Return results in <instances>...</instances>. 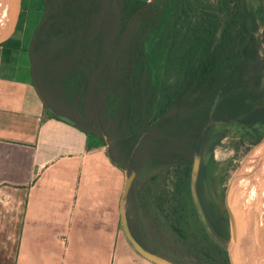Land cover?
I'll list each match as a JSON object with an SVG mask.
<instances>
[{
    "label": "trees",
    "instance_id": "1",
    "mask_svg": "<svg viewBox=\"0 0 264 264\" xmlns=\"http://www.w3.org/2000/svg\"><path fill=\"white\" fill-rule=\"evenodd\" d=\"M185 1L35 0L34 17L41 12L26 48L47 117L83 131L89 149L106 146L111 162L128 174L202 158L217 124H264L259 25L246 3L225 21L218 38L202 25L188 28L180 85L160 102L153 57L178 36H167L166 29L180 20ZM195 188L202 204V165ZM207 222L222 251L228 237L209 217Z\"/></svg>",
    "mask_w": 264,
    "mask_h": 264
},
{
    "label": "crops",
    "instance_id": "2",
    "mask_svg": "<svg viewBox=\"0 0 264 264\" xmlns=\"http://www.w3.org/2000/svg\"><path fill=\"white\" fill-rule=\"evenodd\" d=\"M17 46L0 48V264H156L123 228L124 212L143 244L128 213L130 193L124 202L126 171L111 162L106 146L89 149L83 131L47 117L27 48ZM226 211L221 250L230 264H264V236L244 219L241 231L239 217Z\"/></svg>",
    "mask_w": 264,
    "mask_h": 264
},
{
    "label": "rangeland",
    "instance_id": "3",
    "mask_svg": "<svg viewBox=\"0 0 264 264\" xmlns=\"http://www.w3.org/2000/svg\"><path fill=\"white\" fill-rule=\"evenodd\" d=\"M1 1L0 9L7 13L11 10L12 14L1 31L11 32L20 20L23 0ZM243 3L257 13V39L264 59V0L185 1L180 20L166 29L167 36L176 33L178 36L171 38L153 57V71L160 83V102L180 85L179 57L186 45L182 38L188 28L202 25L205 32L218 38L225 21L231 14L240 12ZM40 12V9L36 11L33 26ZM33 29L30 27L17 39V47L26 48ZM213 134L210 145L219 136L222 139L213 151L210 145L207 147L203 157L198 159V168L196 159L191 164H156L136 173L130 191L128 213L140 227L145 249L172 264H201V259L210 264H230L227 252L220 251L208 235L199 209L195 186L196 169L200 170L201 165L205 197L224 214L230 207L236 218L239 217L238 225L243 224L244 219L256 234L264 236V199L254 183L264 162V147L261 154L249 160L254 151L264 145V124L247 127L221 123L215 126ZM241 227L246 229L245 225Z\"/></svg>",
    "mask_w": 264,
    "mask_h": 264
},
{
    "label": "water",
    "instance_id": "4",
    "mask_svg": "<svg viewBox=\"0 0 264 264\" xmlns=\"http://www.w3.org/2000/svg\"><path fill=\"white\" fill-rule=\"evenodd\" d=\"M34 12H35V0H23V10L20 16V20L18 22V25L16 26L15 29H13L11 32H3L0 30V46L10 44L17 40L32 24L34 20ZM200 157H196L195 159V167L198 168V159ZM197 170V176H196V181L198 177L199 170ZM128 174V172L126 171ZM136 177V173L132 172L127 176L125 187H124V202L126 200V197L130 193L134 180ZM123 219V228L125 231V234L130 241V243L134 246V248L137 250L139 254L144 256L145 258L151 260L152 262L156 264H172L169 263L168 261L162 259L161 257L154 255L153 253L147 251L133 236V234L130 231V228L127 223V219L125 216V213L123 212L122 215Z\"/></svg>",
    "mask_w": 264,
    "mask_h": 264
},
{
    "label": "flooded vegetation",
    "instance_id": "5",
    "mask_svg": "<svg viewBox=\"0 0 264 264\" xmlns=\"http://www.w3.org/2000/svg\"><path fill=\"white\" fill-rule=\"evenodd\" d=\"M262 147H264L263 144L260 146V149ZM254 183L259 188V190L261 192V195H262V197L264 199V162L259 167V171H258V174H256V178H255ZM202 199H203L202 204L200 203L199 198H198V203H199V209L201 211V215H202L204 221L207 224H209L207 222V217H209L212 221L215 222L216 227H217V231L219 232V234L223 235V236H226L227 235L226 234V223H227V221H226L225 214L220 211L218 206H216L215 204H213V202L208 200L205 197V194L203 195ZM241 225L244 226V224H241ZM212 233H213V231H212Z\"/></svg>",
    "mask_w": 264,
    "mask_h": 264
},
{
    "label": "bare ground",
    "instance_id": "6",
    "mask_svg": "<svg viewBox=\"0 0 264 264\" xmlns=\"http://www.w3.org/2000/svg\"><path fill=\"white\" fill-rule=\"evenodd\" d=\"M0 2H2V1L0 0ZM9 12H10V13H9ZM9 12H8V13H7V12H3L2 9H0V30H2V28H3L4 24H5V22H6V21L8 20V18L12 15V14H11V10H9ZM259 154H261V149H260V147L254 151V153L251 155V157H250L249 160H254V158H255L257 155H259ZM251 192H252V191H251ZM243 230H246V229H244V228L242 227V228H241V231H243Z\"/></svg>",
    "mask_w": 264,
    "mask_h": 264
}]
</instances>
